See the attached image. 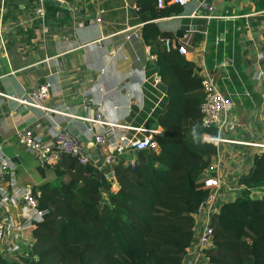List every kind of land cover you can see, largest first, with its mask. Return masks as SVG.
Listing matches in <instances>:
<instances>
[{
	"label": "crops",
	"instance_id": "0c3cea01",
	"mask_svg": "<svg viewBox=\"0 0 264 264\" xmlns=\"http://www.w3.org/2000/svg\"><path fill=\"white\" fill-rule=\"evenodd\" d=\"M180 6L169 10L164 4L161 11L155 4L148 16L139 14L137 0H0V91L21 97L44 81L51 83L42 101L50 110L0 95V148L18 185L31 184L41 199L57 179L18 141V129L39 123L43 138L68 130L83 140L92 162L104 166L112 163L106 162L110 148L93 142L80 117L93 116L95 105L106 107L105 120L127 125L121 130L128 136L140 132L135 127L163 133L154 113L167 94L161 78L156 80L146 31L184 44L181 54L195 71L212 74L229 98L228 123L204 151L202 168L220 176L222 193H237L239 176L253 153L264 148V74L257 77L264 65L259 58L264 55V3L187 0ZM85 91L94 101L89 109L82 104ZM205 257L201 261L212 264Z\"/></svg>",
	"mask_w": 264,
	"mask_h": 264
},
{
	"label": "trees",
	"instance_id": "16d2710c",
	"mask_svg": "<svg viewBox=\"0 0 264 264\" xmlns=\"http://www.w3.org/2000/svg\"><path fill=\"white\" fill-rule=\"evenodd\" d=\"M156 1L137 0L139 14L154 15ZM143 34L167 94L154 113L163 129L155 135L158 149L137 150L134 165L118 155L111 165L116 189L102 169L72 155L42 164L57 179L41 196L42 220L26 231L37 264H179L194 237L197 207L209 190L202 160L212 142L202 135L216 129L201 125L202 76L192 61L178 45L164 46L166 34ZM236 184L233 197L221 193L211 220L213 246L204 253L212 264H264V148ZM0 264L23 263L0 251Z\"/></svg>",
	"mask_w": 264,
	"mask_h": 264
},
{
	"label": "built area",
	"instance_id": "2783aa9c",
	"mask_svg": "<svg viewBox=\"0 0 264 264\" xmlns=\"http://www.w3.org/2000/svg\"><path fill=\"white\" fill-rule=\"evenodd\" d=\"M43 1V0H40ZM58 3H69L72 0H51ZM187 0H168L172 4H185ZM158 8L164 7L163 0H157ZM183 34V35H182ZM181 37L187 36L182 33ZM163 42L167 48L178 45L180 53H186L184 44L178 43L174 37H164ZM264 58L260 54L259 58ZM264 74V65L258 71L257 77ZM159 82L160 75H155ZM204 98L200 106L201 125L205 128L215 127L216 132L207 131L203 133L202 139L212 142L218 138V131L227 125L226 111L231 102L219 90L214 76L205 74L202 76ZM51 92V83L44 81L25 96L16 97L0 91L4 97L14 98L15 100L34 107L50 110L43 104V99ZM83 106L88 108L94 101L88 91L83 93ZM96 112L93 116H80L87 121V131L93 136V142L101 148L109 147L110 153L106 157V162L116 161V157L123 153L135 152L139 149L157 150L158 142L155 138L160 130L143 127H135L138 134L128 136L121 129L127 127L125 124L112 122L103 118L106 107L95 105ZM89 109V108H88ZM52 110H56L52 108ZM101 124L100 130L95 129L96 125ZM39 123L33 126L18 129L16 131L18 141L32 153L40 163H57L63 154H69L77 158L82 163L92 162L91 154L85 147L83 140L76 134L68 130H58L53 137L43 138L39 130ZM129 127V126H128ZM213 143V142H212ZM128 163L134 165L135 155L127 159ZM93 163V162H92ZM102 169L111 182V188L116 189L117 183L114 173L110 166L102 163L95 164ZM205 183L209 190L205 198L201 200L197 207V212L201 214L199 224L195 227L194 237L187 247L179 264H205L201 257H205L204 250L213 246V227L211 224L212 215L217 209L223 184L220 176L212 170H205ZM46 211L40 205V192L36 191L29 183L18 185L15 178L13 165L3 156L0 148V251L12 261H20L23 264H37L36 255L31 249V238L26 234L35 222L41 221ZM206 259L207 256L205 257ZM209 261V260H208Z\"/></svg>",
	"mask_w": 264,
	"mask_h": 264
},
{
	"label": "rangeland",
	"instance_id": "374dc122",
	"mask_svg": "<svg viewBox=\"0 0 264 264\" xmlns=\"http://www.w3.org/2000/svg\"><path fill=\"white\" fill-rule=\"evenodd\" d=\"M82 119V118H81ZM84 120V119H83Z\"/></svg>",
	"mask_w": 264,
	"mask_h": 264
}]
</instances>
